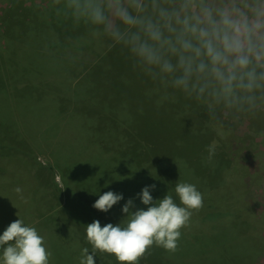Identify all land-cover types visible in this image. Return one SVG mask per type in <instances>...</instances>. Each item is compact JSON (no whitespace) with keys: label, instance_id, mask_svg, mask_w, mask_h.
Here are the masks:
<instances>
[{"label":"trees","instance_id":"1","mask_svg":"<svg viewBox=\"0 0 264 264\" xmlns=\"http://www.w3.org/2000/svg\"><path fill=\"white\" fill-rule=\"evenodd\" d=\"M58 6L59 5H53L52 0H0V97H4L12 102L10 111L15 115L12 124H8L7 121L5 122L6 127H3L5 133H3V128L0 126V140H2L0 141V156L2 155L0 159H4L10 154L11 157H15L17 153L25 152L28 161L31 160L28 163L32 166H36L29 174L30 177L34 178V185L30 188V192L31 194L35 192V196L32 197L36 199L34 198L35 201L27 202V204L33 203L37 206V210L34 213L26 210L24 221L23 213L17 211L6 213L5 210H7L8 207L5 202H1L0 233H2L11 222H14L18 218L22 219L27 225L34 227L41 236V231L37 229L39 224L47 223L46 227L43 228H50L53 230L61 228L65 230V233L63 232L64 235L62 234V236H60L58 233H55L59 240V244L62 248L64 247L65 254L70 255L69 258L63 256L66 257L64 264H80L82 249L87 247L91 250V245L88 244L85 239L86 225L92 223L94 220H98L101 226H104L106 223L115 225L122 221V219L120 217L115 219L114 216H112V220L108 217L106 218V216L104 219L100 217L102 216V211L92 207L94 201L98 198V194L94 196L93 200H90L83 191L73 187V183L65 178L66 172L62 171L63 167L61 163L55 161L54 158L52 166L41 161L40 155H43L41 151H44L42 147L40 148L41 144H30L29 141L26 140L24 143L25 150H18L20 148L19 144L15 142L8 143L7 139L9 136H21V139H24L23 133H26L25 130L23 131L22 128L17 125V108L20 107L19 102L21 101L19 100L16 105L13 102L15 94L18 91H24L27 87L25 82L19 80V72L16 70V67L21 66L28 73L32 72V75L27 80L33 82L34 88L32 87L26 90H40L41 92L45 88H48V85L43 86L41 82L44 79V75L52 73L71 75L73 79L70 86L77 88L82 82V78L87 74H91L92 79L89 80V83L94 85L99 81L100 89L95 90L93 95L92 93L90 94V105L101 101L103 90L108 92L111 96H118V91L120 90L126 91L127 95L130 94L132 91L130 84L140 79L145 74L140 75L141 71L139 68L134 66L126 51L120 46L110 43L107 38L102 36H99L98 39H94L93 36L95 35L88 26L76 24L70 17L62 13L57 15L55 9ZM74 38H77L78 41H74ZM64 40H66V44L71 45V47H67L69 45L60 46ZM77 42H80L81 48L87 49L85 51L93 54L94 58L84 54L82 57H85L87 60H85V58L77 60V57L73 59L72 50L74 45H77ZM90 45L93 47L99 46L98 49H100V51L97 52L93 47H87ZM75 61H77L83 69L79 74L71 73L74 69ZM105 61L111 65L112 69L110 71L106 70V67L103 65ZM11 66H14V70L11 69ZM121 74L125 78L128 74H131V82L124 80L120 85L117 77L121 76ZM102 77L104 81H100ZM67 78L69 79V77ZM20 83L24 85L20 87ZM65 85L66 83L64 82L59 83L58 87ZM52 87L50 91L56 90L58 101L61 103V106L63 109L67 108V119L74 112L77 114V99H72L71 103L68 105L60 99L58 88ZM95 92H98L96 101H94ZM176 94L177 92H175L173 96ZM173 96H170L166 91L159 93V97H161L163 101L160 102L158 100V107L155 108L159 113L160 118L158 119L151 118V120L145 118L142 109L137 105L134 106L135 108L132 106L129 107V105L125 107L123 103L121 104V110L118 114L106 107L105 111L98 109L97 112L91 114V117L94 119L92 123H95V126H92L95 131L92 132V135H94L96 140L98 139V142L101 141V145L105 144L106 147H108L107 150L114 151V146L112 144H118L114 141L119 140L122 143L124 140L126 146H121L125 148L128 153L123 155H130V151H139L141 159H138L137 163L134 160V169L138 168L136 170L138 180L141 177L147 184L158 183L159 188H157L156 191L159 194L171 193L174 201L179 204L180 201L174 192V187L177 182L192 183L196 185L201 193L204 191L207 192L208 190L219 188L220 185L223 184L226 175L231 172V169H228L226 165H224V158L218 162L215 152L213 154L214 156L212 155L211 158L208 156L207 145L209 146L212 141V136L209 133V129L206 127L210 125H207L205 120H201L197 117L198 111L203 109V106L196 102L194 103V101L190 102V100H185V104H182V96L176 99L173 98ZM155 102L156 100L151 105L154 106ZM182 105H185L183 109ZM151 109H153V107H151ZM76 114L74 116H76ZM256 116L253 119L254 122L258 121L260 119L259 117H262L258 112ZM145 122L150 125H146ZM47 128L48 127L42 128V131ZM126 128H130V131L135 130L134 134L137 129L139 138L136 144H138L139 147L135 146L131 141H128L130 134H125L123 131ZM212 128L215 131L213 125ZM104 129L106 130L107 141H103L102 143V137L99 136V133ZM45 134H49V132H45ZM158 142H163V145L170 149V152L164 153V150L163 152H157L155 148ZM44 157L46 158L48 155H44ZM4 162L5 161L2 160V163H0V188L1 182H4L9 171L6 168L14 167L15 163L14 159L6 163ZM55 169L60 172L64 181L67 183L66 190L68 193L74 195L72 199H75V202H78L77 204L83 207H79L81 212L75 207L74 202H64V200L68 198L66 194L62 193L63 191L58 188L53 173ZM140 170L146 171L142 172ZM207 170H210L208 176H206ZM66 171L70 176V172L68 170ZM146 183L140 184L144 186ZM206 183H209V188L204 189L203 185ZM237 183H242V181L238 180L235 184ZM5 187L6 189L9 188L7 184H5ZM241 189L245 192V199L243 198L241 202H238L241 206L235 210L238 216L230 222L224 223L225 225L219 229V233L196 232L192 230L195 227H192L191 230L182 229L185 226L180 229L181 235L183 234L190 238L191 243L193 242L199 251H205L207 250L206 248H216V246L224 242L220 240L219 237H230V239L225 241L226 244L221 245L216 250L212 249L209 252L215 253L214 261L211 264H244L245 260L255 261L259 256L256 254L258 249L256 241L249 244L247 240L246 243L243 241L235 246L234 241L236 237L245 235L249 232L253 233L259 224L258 218L254 214V207L250 206L249 201H247L250 192L249 188L242 183ZM7 197V199H9V196ZM159 198L161 197H155V199ZM54 200H57V202H54ZM206 204V208L214 207V203L206 202ZM84 209L88 215H86ZM209 213L211 212H207L206 215ZM32 218H34L36 222H30ZM204 221L208 224L207 227L216 230L214 222L211 223L210 220H206V217H202V220L199 221L195 213L191 214L188 223L197 224L203 223ZM218 222L220 223L221 220L218 219ZM180 238L181 236L177 241V246ZM186 246V240L182 239V253L185 252ZM174 252H176V250ZM95 255L96 264H119L112 254L97 251ZM138 264L178 263L168 262L167 250L153 244L147 248L144 255L139 258Z\"/></svg>","mask_w":264,"mask_h":264},{"label":"clouds","instance_id":"2","mask_svg":"<svg viewBox=\"0 0 264 264\" xmlns=\"http://www.w3.org/2000/svg\"><path fill=\"white\" fill-rule=\"evenodd\" d=\"M57 15L70 17L126 51L134 66L165 89L202 105L213 119L264 109V0H52ZM208 156L215 148L208 146ZM155 185L121 207L125 222L86 225L89 248L80 264H96V252L119 264H138L155 244L175 251L192 210L202 206L195 184L177 182L172 195L153 199ZM20 192V189H16ZM122 193L99 194L92 207L108 212ZM134 209V210H133ZM38 231L18 218L0 233V264H49L51 252Z\"/></svg>","mask_w":264,"mask_h":264},{"label":"rangeland","instance_id":"3","mask_svg":"<svg viewBox=\"0 0 264 264\" xmlns=\"http://www.w3.org/2000/svg\"><path fill=\"white\" fill-rule=\"evenodd\" d=\"M93 37L94 39H98L99 36L95 35ZM74 41H78V39L76 38ZM66 43L67 41L64 40L60 46L69 45ZM67 47H71V45ZM87 47L93 46L90 45ZM80 48V42H77V45H74L72 50L73 59H75V57H77V60L85 58L82 57L84 54L94 58L93 54L85 51L87 49ZM93 48L97 52L100 51V49H98L99 46H94ZM85 60L87 59L85 58ZM103 65L108 71L112 69L107 61L103 62ZM13 68L14 66H11L12 70H14ZM16 70L19 72V80L25 82V85H27L25 90L22 92L18 91L13 99L15 105L19 100L21 101L19 102L20 107L17 108V125L20 126L23 131L25 130L26 133H23L24 139H21V136H18L20 138L9 136L7 139L8 143L15 142L19 144L20 148L18 150H25L24 143L26 140H28L30 144H41L40 148L42 147L44 151H41L43 155H40V160L50 166H52L53 158L55 161L61 163L63 167L62 171L66 172L65 178L73 183V187L83 191L90 200H93L96 194H103L107 191L122 193V200L113 205L108 212H102V216L100 217L103 219L105 216L111 220L113 219L112 216H114L115 219L120 217L122 219L120 222L124 223L126 217H124L125 214L121 212V207L128 199L133 200L135 208H146L147 206L143 205L137 196L146 185L154 184L156 186L155 190L150 192L154 200L156 196L162 198L165 195L159 194L156 191V189L159 188L158 183L147 184L141 177L138 180V174L136 172L138 168L134 169V160L137 163L138 159H141L139 151H130V155H123L128 153L126 149L123 148L126 146L124 140L122 143L119 140L114 141L118 144H112L114 146V151H109L105 144L101 145V141L98 142V139H95L94 135H92V132H95L92 128V126H95V123H92L94 119L91 117V114L97 112L98 109L105 111L106 107L118 114L121 110V104L123 103L125 107L129 105V107L132 106L135 108L134 106L137 105L142 109L145 118L158 119L160 118L159 113L155 108L158 107V100L160 102L163 101L162 98L159 97V93L166 91L170 96H173L175 93L174 91L165 89L158 82L144 75L133 83H128L131 85L132 90L130 94L127 95L126 91L120 90L118 91V96H111L108 92L103 90L101 101L90 105V94L92 93L93 95L95 90L100 89L99 81L94 85L89 83V80L92 79L91 74L84 76L77 88L70 86L73 79L71 75L68 76V74L63 73L44 75V79L41 82L43 86L48 85V88H45L41 92L40 90H26L32 88L34 85L32 81L27 80L32 75V72L28 73L21 66H17ZM82 71V66L75 61V66L71 73L79 74ZM140 75H143V73L140 72ZM130 76L131 74H128L125 78L121 74V76L117 77V80H119L120 85L124 80L131 82L132 78H130ZM67 77H69V79ZM100 81H104V78H100ZM63 82L66 83V85L58 87V84ZM23 85V83L19 84L20 87ZM52 86L58 88L60 99L66 104L69 105L72 99H77V114L74 112L67 119V108L63 109L61 106V103L58 101L56 90L50 91L51 88H53ZM97 96L98 92H95L94 101L97 100ZM179 96H182V104H185V100H190V102L193 101L179 92H177L173 98L176 99L179 98ZM155 100L154 106L151 105ZM11 104L12 102L8 99L0 97V126L2 128L6 127V121L8 124H12L14 120L15 115L10 111ZM184 106L185 105H182V109ZM151 107H153V109H151ZM258 113H260L263 118L258 116L260 119L254 122L253 119L256 114L255 116L246 115L233 118L229 114L223 113L220 114L219 119H213L209 116L204 107L198 111L197 117L201 120H205L206 124L210 125L206 128L209 129V133L212 136V141L209 145L214 146V152L217 155L216 159H218L219 162V160L224 158V165H226L228 169H231V172L226 175L223 184L220 185L219 188L202 192V206L199 209L192 210V213L197 214V219L199 221L202 220V217H206V220H210L211 223L214 222L216 230L207 227L208 224L205 221L197 224L188 223L182 228L191 230L192 227H195L192 230L196 232L219 233V229L225 225L224 223L230 222L238 216L235 210L241 207L238 202H241L243 198L245 199V192L241 189L242 183H244L250 190L247 201H249L250 206L254 207V214L259 222L253 233L249 232L245 235L236 237L234 241L235 246L243 241L246 243L247 240L249 244L252 242L254 243V241L258 244L256 254L259 256L255 261L245 260L244 264H264V109L260 110ZM75 114L76 116H74ZM145 124L150 125L147 122H145ZM44 127L48 128L42 131ZM4 128L3 133H5ZM130 130V128H126L123 131L125 134H130L128 141H131L135 146L139 147V145L136 144L138 143L137 139L139 138V132H137L136 129V133L134 134L135 130ZM45 132H49V134H45ZM99 136L102 137V143L103 141H107L105 129L99 133ZM121 145H123V147ZM155 150L157 152H163L164 150V153L170 152V149L166 148L163 142H158ZM44 155H48V157L45 158ZM1 157L2 155L0 158ZM11 159H14V167L6 168L9 170V175L7 173L4 182H1L0 203L5 202L8 207V209L5 210L6 213H13L16 211L23 213L25 221L26 210L31 213L37 210L36 204H27V202H32L36 199L32 197L35 196V192L32 194L30 192V188L34 185V178L29 176L30 172H32L33 168L36 166H32L28 163L31 160L28 161L25 152H19L15 157H11L10 154L4 159H0V163H2V160L6 163L11 161ZM66 170L70 172V176ZM140 171L145 172L146 170ZM209 171L210 170H207L206 176H208ZM53 173L58 188L63 191L62 193L66 194L68 198H63L65 199L64 202H74L75 207L79 210L83 208L77 204L78 202H75V199H72L74 195H70L66 190L67 183L64 181L60 172L55 169ZM238 180H241L242 183L235 184ZM140 183L146 184L142 186ZM5 184L9 186L8 189H6ZM17 188L20 189V192L16 191ZM203 188H209V183L203 185ZM168 194L172 195L171 193ZM7 196H9V199H7ZM54 202H57V200H54ZM206 202L214 203V207L206 208ZM207 212L211 213L206 215ZM85 213L88 215L87 212ZM33 219L34 218H32L30 222H36L35 219ZM218 219L221 220L220 223ZM46 225L47 223L39 224L37 229L41 231L43 238H45L44 244L46 249L51 252L49 264H64L66 257L69 258L70 255L65 254L64 247L62 248L59 244L56 233L62 236L65 230L61 228L58 230L43 228L46 227ZM182 239L187 242L184 253H182ZM219 239L224 242L216 246V248H206L207 250L205 251H199L197 246L194 245L193 242L191 243V239L182 234L176 252L167 250V261L178 264H211L214 261L215 253L209 252L212 249L216 250L221 245L226 244L225 241L230 239V237H219Z\"/></svg>","mask_w":264,"mask_h":264}]
</instances>
